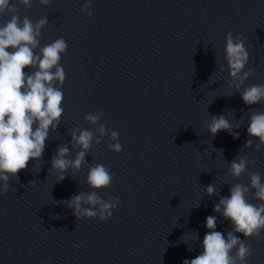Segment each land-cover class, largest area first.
Returning <instances> with one entry per match:
<instances>
[{
    "label": "water",
    "instance_id": "water-1",
    "mask_svg": "<svg viewBox=\"0 0 264 264\" xmlns=\"http://www.w3.org/2000/svg\"><path fill=\"white\" fill-rule=\"evenodd\" d=\"M84 2L19 6L22 18L48 17L41 46L61 36L68 42L61 60L65 111L42 159H30L19 182L13 178L0 194V264H183L203 250L207 216L219 217L218 231L231 230L213 210L220 196H229L232 184H250L249 172L264 176V146L257 151L254 142L240 152L251 138L246 112L264 110V103L246 105L229 87L224 54L226 34L243 33L251 56L245 70L255 68L245 85L264 83V0H93L91 17ZM88 112L103 113L109 135L93 144L86 160L110 168L111 186L98 191L121 201L106 221L78 219L67 203L93 190L89 164L70 169L63 180L49 171L55 150L71 140L69 129L96 131L85 120ZM221 113L244 118L238 139L207 129L211 115ZM113 129L121 152L109 148ZM77 150L72 147L73 158ZM239 154L255 163L233 177L228 161ZM212 183L219 195L206 193ZM254 191L248 200L259 204ZM248 242L249 264H264V242Z\"/></svg>",
    "mask_w": 264,
    "mask_h": 264
},
{
    "label": "clouds",
    "instance_id": "clouds-1",
    "mask_svg": "<svg viewBox=\"0 0 264 264\" xmlns=\"http://www.w3.org/2000/svg\"><path fill=\"white\" fill-rule=\"evenodd\" d=\"M39 3L47 6L52 0H39ZM92 3L93 0H85L83 4V10L89 17L94 14ZM20 5L30 9L33 0H0V16L7 15V19L0 22V194L10 190L13 178L19 182L18 173L28 167L30 159H42L46 141L61 124L65 111L63 85L67 74L61 60L68 51V42L61 36L41 46L39 37L49 24L48 17L43 16L35 22L28 16L22 18ZM224 54L231 77L229 87L240 93L246 105L264 103V83L245 85L255 68L245 70L251 56L243 33L226 34ZM246 113L247 132L251 138L241 146L240 152L252 148L254 142L255 150L259 151L264 146V110L250 108ZM102 116V112H88L85 120L93 126L98 125L96 131L80 127L69 129L71 140L67 144H60L51 160L52 168L49 171H55L60 180L70 169L80 170L89 164L87 183L93 190L79 192L67 200L78 219L98 217L106 221L121 203L119 197L109 194L108 199H104L98 191L111 186L114 174L110 168L103 163L91 164L86 160L93 144L101 143L102 138L109 135L107 124L101 123ZM244 123V118L236 122L235 115L230 120L225 113H221L211 115L207 129L213 136L226 130L238 139L240 133L236 129ZM256 137L259 139L256 140ZM110 138L113 141L109 144L110 150L121 152L120 132L111 130ZM72 147L78 148L74 158ZM228 163V172L233 177H240L255 161L239 154ZM248 176L250 184H232L230 195H221L219 202L213 206L214 212L231 223V230H226V235L218 231L219 217L207 216L204 226L210 231L204 235L201 244L203 250L195 258L184 259L183 264H249L253 246L248 238L255 237L258 243L264 242V176L260 172H249ZM204 187L209 196L219 195L215 183ZM253 189L259 204L248 200V194ZM219 222L223 223V220ZM192 233L199 240L198 231ZM237 233H242L243 238ZM188 250H192L189 244Z\"/></svg>",
    "mask_w": 264,
    "mask_h": 264
}]
</instances>
